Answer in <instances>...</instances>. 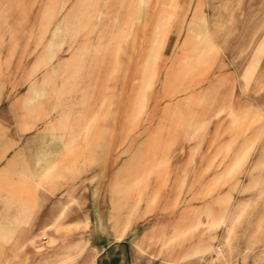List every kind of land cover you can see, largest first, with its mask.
Returning <instances> with one entry per match:
<instances>
[{
    "label": "rangeland",
    "instance_id": "374dc122",
    "mask_svg": "<svg viewBox=\"0 0 264 264\" xmlns=\"http://www.w3.org/2000/svg\"><path fill=\"white\" fill-rule=\"evenodd\" d=\"M54 116L48 221L0 222V264L86 246L100 215L148 264H264V0H0V198Z\"/></svg>",
    "mask_w": 264,
    "mask_h": 264
},
{
    "label": "crops",
    "instance_id": "0c3cea01",
    "mask_svg": "<svg viewBox=\"0 0 264 264\" xmlns=\"http://www.w3.org/2000/svg\"><path fill=\"white\" fill-rule=\"evenodd\" d=\"M2 115H4L2 121H5V113L2 112ZM32 121L33 123L27 120L24 124L23 135L18 141L13 137L6 139L9 142L19 143L17 146L19 154L16 156L18 160L12 161V165L15 166L22 181L18 180L17 186L10 188L18 190L16 194L12 192L15 196L0 198V222L17 223L18 234L16 236L19 239L31 237V229L34 232L41 231L43 220L48 221V215H42L40 192L30 194V190H41L42 175L47 172L48 168L50 172H55L54 169L58 166L60 156L57 149L59 141L57 116L50 117L48 123L42 118L41 120L32 119ZM27 126L32 128L27 130ZM52 183L51 181V185L47 188L57 189V185L52 186ZM100 216L97 233L87 231L88 245L51 247L47 248V251H36L35 249L32 252L33 264H148L145 257H139V249L141 255L150 251L145 245L137 244L136 225L130 223L128 230H122V225L119 223L106 229L105 216ZM88 218L92 221L90 216ZM42 254L52 256L43 258Z\"/></svg>",
    "mask_w": 264,
    "mask_h": 264
}]
</instances>
